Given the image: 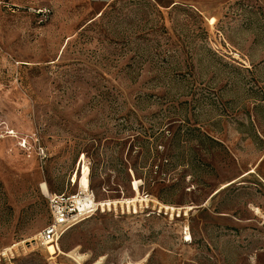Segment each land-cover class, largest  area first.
Wrapping results in <instances>:
<instances>
[{"label": "rangeland", "instance_id": "374dc122", "mask_svg": "<svg viewBox=\"0 0 264 264\" xmlns=\"http://www.w3.org/2000/svg\"><path fill=\"white\" fill-rule=\"evenodd\" d=\"M83 177L119 203L51 254L41 183ZM11 247L0 264H264V0H0Z\"/></svg>", "mask_w": 264, "mask_h": 264}, {"label": "built area", "instance_id": "2783aa9c", "mask_svg": "<svg viewBox=\"0 0 264 264\" xmlns=\"http://www.w3.org/2000/svg\"><path fill=\"white\" fill-rule=\"evenodd\" d=\"M26 145L24 140L23 146ZM51 219L38 233L35 241L39 245H56L62 234L73 225L90 217L97 211L115 208L111 201H97L88 187H78L74 193L52 192L47 194ZM13 256V247L0 250V262Z\"/></svg>", "mask_w": 264, "mask_h": 264}, {"label": "bare ground", "instance_id": "6f19581e", "mask_svg": "<svg viewBox=\"0 0 264 264\" xmlns=\"http://www.w3.org/2000/svg\"><path fill=\"white\" fill-rule=\"evenodd\" d=\"M88 184H89V180L87 177H83V181H82V189L88 187ZM80 187V186H79ZM41 188L44 192H46V194H49V191H48V188H47V185L43 182L41 183ZM128 200V199H127ZM109 201V200H108ZM136 201V200H135ZM133 202V201H132ZM111 204L113 203V205H115V207L117 206V204L119 203L118 201H111L110 202ZM134 203V202H133ZM132 203V204H133ZM121 205L123 203H120ZM126 204H129V202H127ZM135 204V203H134ZM168 207V206H167ZM135 208V207H134ZM166 208V207H165ZM187 240H190L191 239V235L187 233V237H186ZM47 246V245H46ZM48 250L51 254L53 253H57V250H56V247L54 245H49L48 244Z\"/></svg>", "mask_w": 264, "mask_h": 264}, {"label": "trees", "instance_id": "16d2710c", "mask_svg": "<svg viewBox=\"0 0 264 264\" xmlns=\"http://www.w3.org/2000/svg\"><path fill=\"white\" fill-rule=\"evenodd\" d=\"M59 193H60V192H59ZM82 221H83V220H82ZM80 222H81V221H80ZM75 225H76V224H75ZM73 226H74V225H73ZM70 228H71V227H70ZM70 228H68V229H70ZM68 229H67V230H68ZM67 230H66V231H67ZM66 231H65V232H66ZM65 232H64V233H65ZM64 233L62 234V236L64 235ZM62 236H61V237H62ZM61 237H60V238H61Z\"/></svg>", "mask_w": 264, "mask_h": 264}]
</instances>
